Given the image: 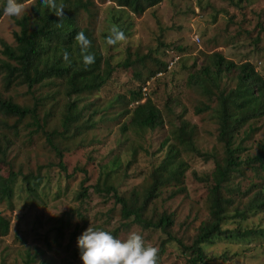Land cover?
<instances>
[{"label":"rangeland","instance_id":"rangeland-1","mask_svg":"<svg viewBox=\"0 0 264 264\" xmlns=\"http://www.w3.org/2000/svg\"><path fill=\"white\" fill-rule=\"evenodd\" d=\"M34 1L23 0L21 15L10 18L3 14L5 0H0V51L3 41L16 45L15 33L20 30L16 20L30 12ZM93 2L95 14L89 18L83 12L84 25H92L98 44L103 46L104 35L112 27L108 20L111 10L117 6L111 1ZM124 19L131 23L129 33L116 44H107L103 52L114 64L127 59L131 65L117 68L99 91L70 97L59 78L35 85L32 90L25 84L6 87L0 74V96L31 107L39 99L41 123L38 127L30 117L18 120L0 111V174L7 177L11 171L18 173L12 183V196L0 200V214L10 220L8 234L0 236V264H82L74 254L77 237L73 231L78 223V234L89 225L111 233L118 231L115 237L120 239L136 232L146 244L158 249L165 234L144 230L138 224L126 229L120 205L114 204L113 197L104 196L105 192H97L94 185L107 178L122 195H130L134 189L141 192L151 184L152 173L165 158L168 145L176 143L172 131L183 120L193 126L198 149L222 157L218 123L212 110L206 108L216 106V97L202 93L191 79L204 65L214 64L215 53L238 65L251 62L264 78V0H163L142 15L128 11ZM174 55L180 58L173 65L169 61ZM0 57H4L1 52ZM237 71L223 74L221 85L234 87ZM140 89L146 91L141 101L151 98L162 112L163 124L155 129H141L130 123L137 102L129 100L132 92ZM73 101L78 107L72 110L65 132L63 116L67 104ZM249 126L254 131L243 144L252 154L264 136V115L250 120L245 128ZM49 137L63 153L66 172L60 168L59 153ZM214 159L182 152L176 161L185 163L182 181L187 192L168 199L175 182L162 186L161 195L148 206L145 216L157 217L166 210L174 218L172 233L191 243L209 213L208 185L195 174L211 173ZM26 175L41 177L35 194L26 189ZM86 177L88 195L82 198L79 193ZM250 179L264 184V178L250 168L236 173L232 184L245 187ZM251 221L264 224V211L253 215ZM238 224L237 218H231L223 227L236 228ZM58 230L64 234L60 246L53 242ZM46 238L51 241L49 245ZM165 249L158 264H187L176 242ZM205 249L210 256L218 257L211 264H264L261 236L234 240L219 237L207 243ZM225 253L230 257H222Z\"/></svg>","mask_w":264,"mask_h":264},{"label":"trees","instance_id":"trees-1","mask_svg":"<svg viewBox=\"0 0 264 264\" xmlns=\"http://www.w3.org/2000/svg\"><path fill=\"white\" fill-rule=\"evenodd\" d=\"M103 1H111L117 6L112 8L108 20L112 27H118L127 35L131 23L124 19L125 13L129 11L142 15L147 9L157 6L163 0ZM56 4L64 8L60 27L56 25L60 18L55 16L53 9L42 6L41 0H35L30 12L16 20L20 26V30L15 33L16 45L3 41V48L0 51L4 56L0 57V74H3L4 84L6 87L14 83L25 84L32 90L35 85H45L59 78L63 80L65 92L70 97L99 91L111 79L117 68L128 67L131 62L125 59L122 63L114 64L111 57L103 52V48L108 43L99 45L92 25H84L83 12H86L89 18L95 14L93 0H56ZM78 32H83L91 41L89 50L95 57L91 65H84L79 54V45L74 39ZM107 35L108 33L104 37L106 38ZM65 51L70 54L71 64L63 60ZM213 63V65H204L199 73L191 75V79L199 85L202 93L208 94V97L211 95L216 97V106L206 105V108L212 110L218 123V140L223 146L222 157L218 158L210 152L203 153L198 149L193 139L195 133L193 126L187 120H183L172 131L176 143L168 145L165 158L152 173L151 184L142 188L141 192L134 189L130 195H122L116 186L108 182L107 178L94 185L97 192H105L104 196L113 197L117 203L114 204L120 205L121 216L125 220L123 226L126 229H129L132 224H138L144 230L155 229L165 234L158 247V260L165 252V247L176 242L180 252L185 255L187 264H211L218 257L210 256L205 245L213 243L216 238L225 237L234 240L264 237V224L261 221L257 224L251 221L253 215L256 216L264 211V184L252 179L245 187L232 184L233 176L242 172L244 168H250L259 177L264 178V136L257 143L255 153H248L247 145L243 144L254 131L250 126L245 128V125L253 118L264 115V78L251 62L238 65L227 60L221 53H215ZM160 64L166 66L164 62ZM233 69H238L233 77L236 79V85L222 86V75L229 76ZM145 93L146 91L142 89L132 92L129 102H137V104L132 110L130 123L141 129H155L163 124L162 112L151 98L146 97L145 101H141L146 96ZM39 102L38 99L32 107L22 106L0 96V111L9 116H16L18 120L30 117L33 120L32 123L40 127ZM67 107V112L63 116L65 132L69 130L67 123L70 122L71 112L78 107V103L77 101L69 102ZM48 139L51 146L55 147L52 138ZM55 149L59 153L60 168L66 172L63 153L57 147ZM182 152H196L206 158H215V168L211 173L195 174L200 182L208 185L206 204L209 213L208 218L198 226L191 243L182 241L172 233L174 218L166 210L160 212L157 217L145 216L148 206L151 207L153 200L161 195L162 186H169L168 184L172 181L175 182V188L171 189L166 197L168 199L187 192L182 181L185 163L176 161ZM17 176L18 173L13 171L7 177L0 174V200L12 196V183ZM24 180L26 189L31 194H35L36 188L41 183V177L26 175ZM87 180L88 177L81 183L82 190L79 196L82 198L88 195V188L85 186ZM81 217L86 221L85 217ZM231 218L238 219V226L224 228L226 221ZM245 222L246 225H243ZM9 228L10 220L0 214V236L7 235ZM79 228L78 223L73 231L76 237L83 231L78 234ZM117 233L118 231H115L112 234L116 236ZM62 238L64 234L60 230L53 242H57L60 246ZM45 242L49 245L51 241L46 238ZM74 254L79 256L78 248ZM28 257L31 262L30 255ZM222 257L230 256L225 253ZM43 264L46 263L43 262Z\"/></svg>","mask_w":264,"mask_h":264},{"label":"clouds","instance_id":"clouds-1","mask_svg":"<svg viewBox=\"0 0 264 264\" xmlns=\"http://www.w3.org/2000/svg\"><path fill=\"white\" fill-rule=\"evenodd\" d=\"M41 5L54 10L56 22L60 27L63 20V6H57L56 0H41ZM24 10L23 0H5L3 14L8 17H18ZM199 39L195 37L194 39ZM79 45V54L84 65H91L95 61L94 54L89 50L90 39L83 33L78 32L74 37ZM125 39V35L118 27L109 29L106 42L114 45ZM180 58L174 55L170 63ZM63 60L71 64L70 54L63 52ZM79 257L82 264H158V249L145 243L142 235L130 232L125 239L115 237L110 231L89 225L76 239Z\"/></svg>","mask_w":264,"mask_h":264},{"label":"built area","instance_id":"built-area-1","mask_svg":"<svg viewBox=\"0 0 264 264\" xmlns=\"http://www.w3.org/2000/svg\"><path fill=\"white\" fill-rule=\"evenodd\" d=\"M144 90H146V89H144Z\"/></svg>","mask_w":264,"mask_h":264}]
</instances>
